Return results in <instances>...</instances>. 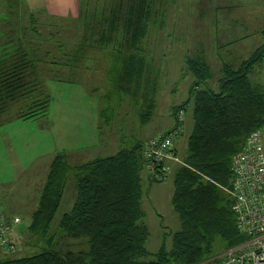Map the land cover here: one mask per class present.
I'll use <instances>...</instances> for the list:
<instances>
[{
  "label": "rangeland",
  "instance_id": "374dc122",
  "mask_svg": "<svg viewBox=\"0 0 264 264\" xmlns=\"http://www.w3.org/2000/svg\"><path fill=\"white\" fill-rule=\"evenodd\" d=\"M81 1L77 17L60 21L29 14L18 0L6 1L0 7V20L3 17L8 20L15 37H23L28 43L26 48L40 61L41 88L48 95L45 116L16 118L0 125V208L5 215L12 209L22 212L23 226L29 218L27 213L37 203L40 190L36 185L41 178V187L56 152L65 153L70 165L85 163L97 156L113 154L121 146H129V141H142L153 133L172 128L176 122L173 108L189 98L193 80L186 65L187 58L203 54L204 49L203 57L210 68L208 84L216 86L223 62L238 63L250 52V15H222L220 10L215 14L213 8H208V0H179L181 5H177L176 0H145L141 5L149 8L154 19L149 21L148 33L140 46L145 58L144 71L132 81L121 80L128 56L126 51L116 52L123 39L128 38L121 25L128 18L129 6L138 2ZM206 1L208 3L203 5ZM184 2L187 5H183ZM116 12L119 19L116 28L121 33L108 47H103L98 38L102 32L109 31V15ZM233 17L236 18L234 31L227 22ZM108 36L113 37V34L109 32ZM230 36L234 37L233 41H225ZM11 48L0 47V55ZM120 48L123 50L124 46ZM254 68V72L249 73L250 79L264 85V60ZM151 100L153 107L147 106ZM107 107L109 121L104 122V133L100 134L98 112ZM181 116V131L175 139L174 157L167 158L172 163L167 167L166 177L150 181L147 172L142 171L141 206L148 228L145 246L150 252L157 251L163 242L170 246L171 233L180 225L172 205L173 178L187 154V138L193 126L191 104L185 106ZM118 128L125 131V135L119 137ZM123 137L124 143L129 140L126 145L121 142ZM74 182L72 170L66 179L54 225L72 206ZM6 224L5 238L10 243L12 225L8 221ZM19 237L21 249L15 244L11 250L18 249L17 252L0 254L1 257L24 256L36 249L39 240L30 236L27 229L24 236ZM55 240L74 249L83 246L79 240L62 234Z\"/></svg>",
  "mask_w": 264,
  "mask_h": 264
},
{
  "label": "trees",
  "instance_id": "16d2710c",
  "mask_svg": "<svg viewBox=\"0 0 264 264\" xmlns=\"http://www.w3.org/2000/svg\"><path fill=\"white\" fill-rule=\"evenodd\" d=\"M134 2L138 4L129 6L128 18L121 25L128 38L116 51L128 54L120 76L125 81L139 78L144 71L140 46L149 21L154 19L149 8L141 5L145 0ZM109 17V31L98 38L103 47L121 33L116 28L117 12ZM8 28L13 45L0 55V125L14 118L44 115L48 107V95L38 75L40 61L26 48L25 39H17L12 27ZM200 54L186 59L193 75L189 98L173 108L176 127L181 125L179 112L191 104L193 126L187 138V154L173 178L172 205L180 225L171 233L170 246L163 242L155 252L145 246L148 228L141 206L142 171L147 172L144 141L75 166L69 164L65 153L58 152L26 228L39 240L36 249L24 256H0V264H194L244 239L236 228L232 198L226 188L232 176V155L241 149L251 130L264 124V85L249 77L264 58V44L238 63L223 62L216 86L208 84L210 68ZM72 170L75 198L54 225ZM146 174L150 181H161ZM59 234L79 240L83 246L74 249L65 242L59 244L55 240ZM10 245L15 244L10 241Z\"/></svg>",
  "mask_w": 264,
  "mask_h": 264
},
{
  "label": "built area",
  "instance_id": "2783aa9c",
  "mask_svg": "<svg viewBox=\"0 0 264 264\" xmlns=\"http://www.w3.org/2000/svg\"><path fill=\"white\" fill-rule=\"evenodd\" d=\"M182 120L181 112L178 114ZM181 125L148 138L143 154L150 177L163 180L167 173L166 159L174 157V142ZM230 185L226 191L232 198L237 230L244 235L238 244L204 258L194 264H264V124L251 130L240 150L231 157ZM8 230L0 208V242H6Z\"/></svg>",
  "mask_w": 264,
  "mask_h": 264
},
{
  "label": "crops",
  "instance_id": "0c3cea01",
  "mask_svg": "<svg viewBox=\"0 0 264 264\" xmlns=\"http://www.w3.org/2000/svg\"><path fill=\"white\" fill-rule=\"evenodd\" d=\"M6 1H9V0H0V7H2L4 5V2H6ZM18 1L22 5V7L26 10V12H28L29 14L42 16V17H44L47 20L50 19V20H59L60 21V20L67 19L69 17L75 18V17L78 16V14H79V12H80V10L82 8V1L81 0H18ZM176 1H177V3L176 2L175 3L177 5L178 4L181 5V2H179V0H176ZM202 2H205V1H202ZM208 2L206 1V3H204L203 5H206L208 3L209 4L208 8H213L215 10V14H216V12H218V14H219V10H220L222 12V15H229V16L237 15V14L250 15V19H249L250 20V31H249L250 52L248 53L246 58L251 54V52L255 48H257L260 45L264 44V0H208ZM176 4L173 3V6H175ZM183 5H187V4L184 2ZM236 10H238L239 12L238 11L235 12ZM240 10H241V13H240ZM168 12H169V16H171V14H172L171 10L168 11ZM202 12L204 14H206L203 9H202ZM206 12L209 13V14H212V13H210L211 11L210 12L206 11ZM1 19L2 20H0V47L8 48L9 46L13 45L12 41H9L10 39H8V32H9V28L8 27H10V26H9L8 20L5 17H3ZM168 19L170 20V17ZM227 22L229 24H232L231 26H233V23L236 24V18L235 17L230 18V19L227 20ZM231 26H229V27H231ZM222 30H224V29H222ZM231 30L234 31L235 27L234 26L231 27ZM216 31H219V30H216ZM223 36H225V35H223ZM233 38L234 37H232V36H230V38L226 37L225 41L232 42ZM242 38H244V36ZM222 45L225 46V44H222ZM218 47H219V45H218V41H217L216 48H218ZM201 49H203L202 46H201ZM203 54H204V49H203ZM76 58L77 57H74V59H76ZM127 59H128V56L126 58V61H127ZM263 60H264V58H263ZM263 60L261 62H263ZM227 62L234 63L232 61H227ZM124 70H125V67H124ZM124 70L122 71V75L124 74ZM254 70H255V68L252 70V73L254 72ZM119 73H118V76L120 75ZM147 106L153 107L152 100H151L150 104H148ZM107 109H109V107L102 108L98 112L99 113V117H100L99 120H98L99 121V127L102 128V129H100V134L104 133V131H103L104 127H105L104 122L107 123L109 121L108 117L110 115L108 116ZM45 115L46 114L40 115V116L43 117ZM35 117H37V116H35ZM31 118H33V117H31ZM14 119H16V118H14ZM23 119H30V118H23ZM145 119L147 120L148 117H146ZM12 120L13 119H11L9 121H5L4 123H6V122L10 123V121H12ZM116 133L118 134L119 137L125 135V131L121 130V128H118ZM153 134L150 135V136H153ZM150 136H147L142 141L134 140V141L131 142V141L128 140L129 144H130L129 146H132L133 144H135L137 142H144ZM129 137H131L133 139V134H130ZM128 141L126 140V143H124L125 142V137H123V140L121 142L124 143L123 145H126ZM129 146H121L119 149H121L123 147H129ZM174 147H175V142H174ZM57 153L58 152H56L55 155ZM109 155H111V154H109ZM54 156H53V158H54ZM104 156H108V155H104ZM97 157H103V156H97ZM50 163H49V165H50ZM165 163H166L167 167L168 166L170 167V164L172 163V161H171V159H166ZM80 164H82V163H80ZM49 165H48V168H49ZM75 165H79V163H75L72 166H75ZM168 170L169 169L167 168V172H168ZM47 172H48V169H47ZM47 172H46V176H47ZM45 180H46V177H45ZM45 180L43 181L41 187H39L41 182H42L41 178L39 179V183L36 185L37 188H39V190H40L39 196H40V193H41V190H42V187L44 185ZM39 196H38V199H37V203H38V200H39ZM37 203H36V205L33 206L32 211L27 213L29 215V218H28V220H26V223H25L24 226L22 224L23 220L21 218V214H23L22 212H19L16 209H12V212H10L11 211L10 210L9 211L10 213H8L7 215H5L3 213L5 215L6 221H8V223L10 225H12V227H11L12 228L11 229V236H10V239H11L12 243H14V244H19L20 243L19 242L20 241L19 240L20 239L19 236H24V232L26 231V228H27V226L29 225V223L31 221V216H32V213H33V211L35 210V208L37 206ZM18 246H19L18 248L21 249L20 244ZM16 250L18 251V249H16ZM17 251H12L11 250L10 253L11 252L15 253ZM6 253H9V252L4 251L2 246H1V244H0V254L4 255Z\"/></svg>",
  "mask_w": 264,
  "mask_h": 264
}]
</instances>
